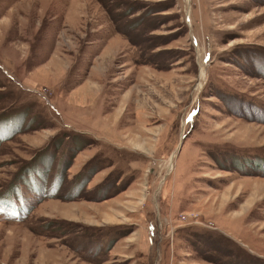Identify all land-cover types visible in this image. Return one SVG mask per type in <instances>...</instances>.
Segmentation results:
<instances>
[{
	"label": "rangeland",
	"instance_id": "1",
	"mask_svg": "<svg viewBox=\"0 0 264 264\" xmlns=\"http://www.w3.org/2000/svg\"><path fill=\"white\" fill-rule=\"evenodd\" d=\"M5 127L0 264H264V0H0Z\"/></svg>",
	"mask_w": 264,
	"mask_h": 264
},
{
	"label": "crops",
	"instance_id": "2",
	"mask_svg": "<svg viewBox=\"0 0 264 264\" xmlns=\"http://www.w3.org/2000/svg\"><path fill=\"white\" fill-rule=\"evenodd\" d=\"M58 180H59V179L57 178V179L55 180V182H54V181L51 182L49 188L52 190V192L55 191V190H58V188H57V187H58V184H59V183H58V182H59ZM50 189H49V190H50ZM47 193H49V192H48V191H45V186H43V188H42L40 191H38V194H39V195H43V196H49V195L52 194V193H49V194H47ZM72 195H73V194H68V196H72Z\"/></svg>",
	"mask_w": 264,
	"mask_h": 264
},
{
	"label": "water",
	"instance_id": "3",
	"mask_svg": "<svg viewBox=\"0 0 264 264\" xmlns=\"http://www.w3.org/2000/svg\"><path fill=\"white\" fill-rule=\"evenodd\" d=\"M6 130V131H5ZM2 131H3V135H2ZM5 131V132H4ZM12 133H14L15 131H16V129L14 128V129H12ZM0 141L1 140H3V139H7L11 134H9L7 137H6V135H7V133H9V129H7L6 127L5 128H2L1 130H0ZM182 138H183V136H182ZM181 144H182V142L179 144V147L181 146ZM174 154V153H173ZM28 209H26V211H27Z\"/></svg>",
	"mask_w": 264,
	"mask_h": 264
},
{
	"label": "trees",
	"instance_id": "4",
	"mask_svg": "<svg viewBox=\"0 0 264 264\" xmlns=\"http://www.w3.org/2000/svg\"><path fill=\"white\" fill-rule=\"evenodd\" d=\"M42 188H43V187H42ZM10 201H11L12 203H14V204H15L14 200H13V201H12V200H10ZM12 207H14V208H15L16 206H12ZM8 208H9V207H8ZM24 208H25V209H27V207H26V206H25ZM18 209H19V208H18Z\"/></svg>",
	"mask_w": 264,
	"mask_h": 264
},
{
	"label": "bare ground",
	"instance_id": "5",
	"mask_svg": "<svg viewBox=\"0 0 264 264\" xmlns=\"http://www.w3.org/2000/svg\"><path fill=\"white\" fill-rule=\"evenodd\" d=\"M200 75H201V76L203 75V69L200 71Z\"/></svg>",
	"mask_w": 264,
	"mask_h": 264
}]
</instances>
